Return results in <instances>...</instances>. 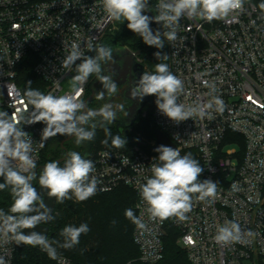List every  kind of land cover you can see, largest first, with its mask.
Here are the masks:
<instances>
[{"label":"built area","instance_id":"built-area-1","mask_svg":"<svg viewBox=\"0 0 264 264\" xmlns=\"http://www.w3.org/2000/svg\"><path fill=\"white\" fill-rule=\"evenodd\" d=\"M151 1L155 16L158 0ZM100 4L101 0H0V110L25 116L32 110L20 81V68L28 57L34 63V76L44 83L37 90L65 95L72 89L76 66L71 70L62 66L71 45H81L88 55L91 51L86 42L99 46L114 30L116 21ZM166 42L170 70L185 86L178 102L192 104L198 98L207 102V81L215 85L226 107L222 113L214 112L212 119L190 118L179 124L156 107L152 124L181 154L196 156L204 167L203 180L219 183L217 196L212 202L194 197L185 221L174 217L152 220L139 195V185L152 175L151 163L158 156L146 149L155 143L144 142V146L110 145L91 151L87 159L94 162V175L100 181L92 197L119 187L136 194L135 211L141 223H135L133 242L139 255L126 264L160 263L169 226L178 232L177 245L191 264H264V12L245 1L242 11L223 20L184 17L178 39ZM88 84L87 80L80 97L84 101ZM142 116L146 118L147 111ZM44 127L42 122L23 125L34 142L37 166L53 138L40 146ZM226 220L250 229L253 235L246 237L250 243L218 245L214 241L216 227ZM20 247L0 238V257L6 264H16ZM55 261L70 264L65 257L58 256Z\"/></svg>","mask_w":264,"mask_h":264},{"label":"clouds","instance_id":"clouds-1","mask_svg":"<svg viewBox=\"0 0 264 264\" xmlns=\"http://www.w3.org/2000/svg\"><path fill=\"white\" fill-rule=\"evenodd\" d=\"M244 3L245 0H158V14L155 16L145 14L149 11V0H101L100 6L110 19L127 22V28L141 37L146 45L163 49L165 39L169 42L178 39L182 18L198 17L206 22L223 20L232 13L242 11ZM260 8L264 9V3L260 4ZM153 21L162 26L163 32L150 27ZM85 46L95 55H85L81 45L73 43L62 60L64 68L71 70L73 65L76 66L77 74L72 77L73 86L68 93L44 94L32 89V82L29 81L23 92L27 104L32 106L27 116L0 110V177L3 178L0 191L10 189L12 198L7 212L0 208V238L11 240L16 245L39 246L53 260L58 259V248H74L79 244L81 235L87 234L90 228L87 223L67 225L60 232L62 241H50L47 235L35 231L25 234L24 229L35 228L53 218L52 210L38 194L33 181H38V185L47 190V195L59 203L73 198L77 202L88 200L97 193L100 181L94 175V162L79 151L67 152L62 164L58 160L46 162L37 176L34 142L31 135L23 130V125L37 122L45 125L41 133V147L44 141L58 134L73 137L74 143L82 146L94 139L98 126L105 128L107 135L111 136L109 125L116 121L117 116L113 104L109 102L98 109H91L80 97L83 85L93 74L104 89L97 93L98 99L103 100L105 95L117 93L118 86L113 80L115 73L105 67L113 61V47L108 43L94 46L90 41ZM154 56L157 60L167 59V54L161 51L155 52ZM78 60L80 63L77 64ZM205 84L209 89L206 95L210 97L207 102L198 98L192 104L180 103V96L185 94L183 80L170 70L167 63H156L154 72H143L134 83L131 96L141 101L146 96H155L158 111L176 124L190 118L212 119L213 113H222L226 105L216 94L215 85L207 81ZM118 108L124 111L123 105ZM111 139L116 148L126 146V138L119 134ZM102 143L107 145L108 139ZM155 151L159 155L151 163L152 175L139 185V195L152 220L164 221L174 217L182 222L192 211L194 197L201 202L215 200L219 183L198 179L204 167L191 153L182 156L177 148L165 145L158 146ZM261 163L264 164V161ZM124 214L134 223H141L131 208L125 209ZM252 235L250 229H243L238 222L226 220L222 226L216 227L214 241L221 246L248 244L250 240L246 237ZM0 264H6L4 257H0Z\"/></svg>","mask_w":264,"mask_h":264},{"label":"trees","instance_id":"trees-1","mask_svg":"<svg viewBox=\"0 0 264 264\" xmlns=\"http://www.w3.org/2000/svg\"><path fill=\"white\" fill-rule=\"evenodd\" d=\"M245 1L254 3L264 12V9L260 8V4L264 3V0ZM149 10L154 14L151 0H149ZM145 14L149 15L147 12H145ZM116 24V30L112 31L106 38L114 39L134 52H140L141 55L139 58L150 73L154 72L156 63H167L169 65V48L166 39L164 41L165 47L163 49H156L155 47L146 45L141 37L129 30L127 28V22L116 21ZM150 27L154 31L157 29L161 31L162 28L160 24L154 21L150 24ZM102 44L103 42L100 45ZM157 51L166 53L167 59L157 60L154 56V53ZM94 55V52L88 54V56ZM31 62L32 61H30L28 57L20 68V81L24 90L29 86L27 84L29 81L32 82L30 85L31 88L37 89L38 86H41V88L44 86V83L42 84V82L34 76V63ZM96 80H98V78L95 74L88 78V81L91 83ZM89 95L90 91L87 92V96ZM155 99L151 96L150 102L143 110L148 113L146 118L140 114L132 127L124 128L122 131L116 128H110L111 134H119L124 138H131V144H139L141 141L136 137L129 136L128 131L134 126L143 125L146 127L143 128V134L149 139L155 140L156 127L152 124L151 120L152 114L156 109ZM149 126H151L150 129ZM104 133H106L105 128L97 129L96 135L90 143V151L103 148H95L93 145L94 140ZM63 137L64 136L58 134L56 137L52 138L51 143L42 154L41 162L37 166V176H39V170L46 162L57 160L60 157L58 152L54 149L50 150L49 147L52 143L60 141ZM107 139L112 143L111 136H107ZM152 148L151 146H147L146 149L150 153L158 156L159 154L154 152ZM185 154L187 153H183L182 156ZM198 179L203 181V173ZM0 182H3V178L0 179ZM33 184L34 187H38V181H33ZM136 201L137 197L134 191L128 187H119L113 192L99 194L83 202H75L73 199L65 200L63 203L57 202L48 238L50 241H62L63 238L60 236V232L65 226H79L81 223H87L90 231L87 234L81 235L79 244L74 248H58L59 257L69 259L70 264H126L139 255V251L133 242L135 223L127 219L124 214L125 209L131 208L137 217L135 211ZM11 204L12 198L10 189L0 191V208L7 212ZM177 238L178 232L176 229L169 226L168 233L164 238L165 257L158 264H191L188 260L187 253L177 245ZM16 264H57V262L50 259L47 253L40 248L21 244L16 254Z\"/></svg>","mask_w":264,"mask_h":264},{"label":"water","instance_id":"water-1","mask_svg":"<svg viewBox=\"0 0 264 264\" xmlns=\"http://www.w3.org/2000/svg\"><path fill=\"white\" fill-rule=\"evenodd\" d=\"M150 16H154L152 11H146ZM155 22V21H154ZM157 23V22H155ZM161 32H163V28H161ZM104 43H108L113 47V61L108 62V64L105 65V67L110 71L114 72L115 75L113 76L114 82L117 84L118 88L126 85V89L128 92V95L124 96L122 94V97L125 98L127 102H129V108L126 110L127 116L124 119L123 128H129L134 125V123L137 121L139 115L145 108V106L150 102L151 96H146L142 101L138 98H133L131 96V88L134 85L136 81L139 80L143 72H145V66L139 61V57L141 55L140 52H134L125 45L121 44L120 42L111 39L106 38L103 41ZM107 74V73H105ZM94 92L93 95L86 99V103L91 102L94 98ZM109 128H114L112 125H109ZM99 129H103L102 127H99ZM119 131H122L123 129H120V127H117ZM126 138V145H129L132 143V139ZM140 146H144V142L139 143ZM170 146L172 148H176V146L172 143V141L161 131L156 130L155 131V145L152 148L154 152L155 149L160 146ZM90 147H88L87 151L85 152L84 156L85 158H88L90 155ZM157 153V152H156ZM37 172V171H36ZM38 194L43 198L45 204L49 209L52 210V217H54L56 204L54 197H49L47 195V190L43 189L40 185L36 188ZM35 214L31 213L30 215ZM53 222V218L47 222L42 223L40 225L35 226V228L32 229H24L25 234H29L32 231L44 234L49 236L50 233V225ZM40 248L39 246H36Z\"/></svg>","mask_w":264,"mask_h":264},{"label":"flooded vegetation","instance_id":"flooded-vegetation-1","mask_svg":"<svg viewBox=\"0 0 264 264\" xmlns=\"http://www.w3.org/2000/svg\"><path fill=\"white\" fill-rule=\"evenodd\" d=\"M139 61L143 64V62L141 61V59L139 58ZM144 65V64H143ZM145 72H146V67H145ZM126 89V85L119 87L117 90L116 94L110 95V96H106L105 95V99L101 100L98 99L96 97L97 93H99L100 91L104 90L102 87V84L100 81L96 80L94 82H89L88 87H87V91H86V98H89L90 96L94 94V98L92 99L91 102H88L87 106L91 109H98L99 107H101L103 104L105 103H112L114 106V110H116L117 112V116H116V121L111 124L114 128L117 129V127H120V129H124L123 128V124L124 119L127 116V112L126 110L129 108V102H127L125 100L124 97H122V94H124V96L128 95L127 90ZM90 91V95L87 96V92ZM106 91V90H105ZM123 105L124 107V111H120L118 106ZM144 110V109H143ZM143 113V111L141 112V114ZM98 122V121H97ZM99 129V126L98 128ZM74 138L73 137H67L64 136L60 141L56 142V143H52L51 146L49 147L50 150H55L56 152H58L60 154V157L57 159L60 163L63 162V158L65 157L67 152L70 151H79L81 153L82 156H84L85 152L87 151L88 147H90V143L92 142H86L84 145L82 146H77L74 143Z\"/></svg>","mask_w":264,"mask_h":264},{"label":"rangeland","instance_id":"rangeland-1","mask_svg":"<svg viewBox=\"0 0 264 264\" xmlns=\"http://www.w3.org/2000/svg\"><path fill=\"white\" fill-rule=\"evenodd\" d=\"M114 30H116V28H117V24L115 23L114 24ZM113 30V31H114ZM146 72H149V70H147L146 69ZM153 98L155 99L156 97L155 96H153ZM145 126H143V125H137V126H134L133 128H131V129H129V131H128V134H129V136H132V137H136L137 139H139L140 141H143V142H145V143H147V144H154L155 143V140H151V139H149L148 137H146L144 134H143V128H144ZM150 127L151 126H149V129H150ZM146 128V127H145ZM141 131H140V130ZM148 129V128H147ZM107 133H104L103 135H100V136H98L95 140H94V145H93V147H107V146H110V145H112V143H110V141H108V144L107 145H105V144H103L102 143V141L103 140H105L106 138H107ZM115 136V134H111V137H114ZM234 146L235 145H226V147L227 148H234ZM183 154V153H182ZM181 154V155H182ZM188 154V153H187ZM194 156V155H193ZM194 158L196 159V156H194ZM76 204H79V203H76Z\"/></svg>","mask_w":264,"mask_h":264}]
</instances>
